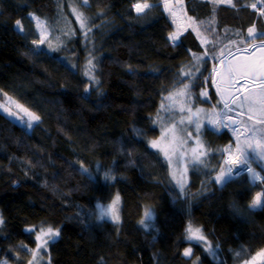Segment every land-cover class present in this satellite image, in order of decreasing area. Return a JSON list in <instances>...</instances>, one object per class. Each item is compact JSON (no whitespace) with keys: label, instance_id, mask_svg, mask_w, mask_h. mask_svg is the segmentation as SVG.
Masks as SVG:
<instances>
[{"label":"trees","instance_id":"obj_1","mask_svg":"<svg viewBox=\"0 0 264 264\" xmlns=\"http://www.w3.org/2000/svg\"><path fill=\"white\" fill-rule=\"evenodd\" d=\"M257 1L233 0V8L212 0H183L184 14L200 25L201 37L215 42L201 46L191 28L185 31L162 8V0H146L153 6L139 16L132 4L145 0L80 3L91 28L87 40L86 29L74 25L69 0H0V90L41 117L28 130L0 111V214L6 220L0 230V260L28 264L36 242L34 232L24 229L37 223L61 230L46 251L51 264H193L197 257L200 264H237L264 247V209L250 208L256 193H264V184L253 185L247 172L223 187L213 181L226 159L222 150L232 141L226 129L203 127L207 167L189 168L183 193L170 175L174 165L170 168L133 131L158 136L152 116L160 99L181 84L179 69L192 59L191 53L214 47L225 54L248 44V27L264 29V16L249 6ZM30 14L46 19L51 37H56L55 22L61 16L74 34L61 37L59 47L46 40L35 55ZM17 19L26 35L15 30ZM177 30L181 42L174 47L168 35ZM88 42L98 57L96 87L80 68ZM217 61L206 58L192 87L196 102L208 109L220 105L211 72ZM204 88L207 97L200 96ZM250 158L264 176V163L251 153ZM81 163L92 178L81 174ZM108 169L115 180L104 179ZM117 195L120 223L98 220L96 204ZM147 207L155 210V227L145 230L139 221ZM189 222L203 229L213 247L219 245L217 259L202 245L184 240ZM187 246L193 248L191 258L182 256Z\"/></svg>","mask_w":264,"mask_h":264},{"label":"snow or ice","instance_id":"obj_2","mask_svg":"<svg viewBox=\"0 0 264 264\" xmlns=\"http://www.w3.org/2000/svg\"><path fill=\"white\" fill-rule=\"evenodd\" d=\"M83 3H87V0H83ZM214 4H223L226 3L231 7L235 8L236 4L233 3V0H212ZM153 5L145 2L140 3L136 2L132 4V8L135 10L137 15L139 16L142 13H145L146 9H150ZM253 9L257 8L256 4L249 5ZM73 13L76 15V19L80 24V28L84 31L85 40L88 39V34L91 32V28L88 27V17L84 16L83 13L78 12L76 8H73ZM259 13L261 16H264V8L259 9ZM31 15V14H30ZM190 23L188 28H191L192 31L197 32V36L199 38L200 32L199 28L200 25L196 23V21L192 18H189ZM203 22H201L202 24ZM39 27V22H38ZM15 30L19 34L26 35L21 20L17 19L14 24ZM188 29L185 28V31ZM205 31H214V29L206 28ZM74 33L69 32L66 33L69 37ZM259 35L261 37L258 43L249 42L247 49L245 51H251L255 53L259 51L261 53L258 60L248 57L245 58L243 62L233 63L230 60H225V54L223 50L219 53L215 51L213 47L212 51H209L205 48L203 54L191 53L192 59L195 61L194 67L196 69V73L200 72V65L201 63H206V58H211L213 60H218L219 64L222 67L217 68L215 65L213 66L212 73L216 78H219L222 82L226 81L229 85V88L232 87L233 84L236 83L234 77H243L245 79V84L242 88L243 95H240L241 89L237 88L235 93L228 92L229 100L231 101V106L228 100L224 99V95H221V99L224 102V110L220 113L215 111L211 112L209 115V123L212 125H222L223 127L232 128L234 134L240 132L238 126L241 124H245L246 130L242 133L245 137L243 140L241 139V134L236 135V143L235 148L231 146L226 147L222 151L227 153L226 159L221 164L217 174L213 177V181L223 187L227 182L231 181L235 178L236 175H239V170L241 166L247 171L250 176L251 182L253 185H256L257 182L260 184H264V176L256 171L255 168L252 167V161L250 159L249 153L253 154L257 160L264 162V31L257 33V29L255 25L249 27L247 29V37L251 38L252 41L255 40L256 36ZM182 33L180 31H173L169 33L168 40L172 44V46H179L181 42ZM241 43H245L244 40L240 41ZM46 43V38L43 35V29L41 30V35L38 40H33L32 45L34 48L32 49L35 55H40L42 49L40 48L41 45ZM201 45H215L214 41H210L207 39H201ZM235 43V42H233ZM49 48H52V45L49 43ZM53 51L57 49H52ZM191 51V50H189ZM97 58L89 53L88 58L86 59V66L84 69V76H86L89 80V83L96 87L99 85L100 81L96 76V61ZM71 68H75L74 65L70 66ZM131 72L132 69L129 68ZM193 73L192 71H184L181 70L178 73V76L181 77V83H183L184 79H188L189 83H184L183 88L179 89L175 93H170L167 97H163V100L169 101V104L161 103L160 109L157 111V116L153 120L154 124H161L162 125V132H161V140H169V147L167 149L161 148L160 144L157 141H150V146L154 149H157L159 152H162L164 155L165 160L167 161L169 167L171 168L172 165L175 163L176 165H180L184 162L185 158L187 157V151L181 150L184 149L188 143V140L192 139V134L185 132L184 129H178L176 124H173L170 128L163 127V121L160 116L161 111H167L171 107H179L180 112L187 111L188 115V123L194 124L197 137H199L201 123L199 122L197 113H199V109H197V113H192L191 108H186V105L191 102V92L190 89L193 86V81L198 79L199 77ZM202 75V73H200ZM206 80L208 78H205ZM216 79H213V83H216ZM254 85V86H253ZM217 91L220 92V88L217 87ZM85 93L90 94V88L86 87L84 89ZM102 94V93H101ZM7 95L6 93L4 94ZM207 91H202L200 96L207 97ZM178 100H182L183 103H177ZM247 105V120L252 121L250 127H247L245 121L231 119L229 117L228 122L226 123L223 119H213V117H227L228 113L234 111L235 109H240L239 115H245L244 107ZM17 108L20 109L23 113L27 115V119L24 116L19 115L17 112L10 111L8 108H4V111L7 113L9 117H13L16 119L17 122H23V125L31 130L34 126H38L41 123V117L34 112H31L29 109L24 108L22 105L17 104ZM193 117H197L193 119ZM180 125L185 123L184 118L178 122ZM137 135H142V130L140 129H133ZM183 132L184 136H177V132ZM186 137V138H185ZM196 146L192 147L190 150L191 156L187 157L190 159V164H184V167H176L170 172L171 178L175 181L176 185L179 186L180 193H183L186 186V176L188 167H195L197 165H201L207 167L205 162V158L210 154L208 150L204 148L202 142L197 138ZM122 151H124L122 149ZM131 155L130 153H128ZM175 158V159H174ZM31 167V164H29ZM80 172L82 175H87L89 178H92V171L85 167L82 163L80 164ZM100 169L98 168L97 171ZM264 171V168L261 169ZM104 179L108 180H115L116 177L112 174V170L108 169L104 172ZM119 195L113 199L111 204L108 205H97V209L99 210V218L104 219L108 218L115 224L120 223V215L118 209L119 203ZM250 208L252 210L255 209H264V193L258 192L253 197ZM155 210L152 207H147L144 210L143 218L139 221V224L145 229L148 230L149 228H154V220H155ZM6 220L2 214H0V230H2L3 226L5 225ZM36 225L32 227L25 228L24 231L28 234H32L33 232L36 233L35 235V242L36 248L31 250L32 260L28 261V264H37L40 257V253L45 251L48 248L49 242L54 243L61 235L60 228H53L51 226L39 227L37 231ZM119 235V233H117ZM184 240L186 242H195L197 245H202L204 251L209 253L212 258L215 260L217 259V254L219 250V245L217 244L215 247L208 241L207 237L204 235L203 229L201 227L194 226L191 222L188 223L185 229ZM21 247L27 250L26 245H21ZM239 256L240 253H237ZM182 256L185 258H191L193 256V248L187 247L183 250ZM257 256L264 258V249H262ZM255 259V258H253ZM0 264H8L7 260H0ZM48 264H51L50 260ZM101 264H103V260H101ZM193 264H200V258L197 257ZM247 264V262H246Z\"/></svg>","mask_w":264,"mask_h":264},{"label":"rangeland","instance_id":"obj_3","mask_svg":"<svg viewBox=\"0 0 264 264\" xmlns=\"http://www.w3.org/2000/svg\"><path fill=\"white\" fill-rule=\"evenodd\" d=\"M80 3H83V0H69V2H68V10H69V13H70L71 17L73 18L72 20L74 21V25H75V27H76L78 30H81V28H80V24H79V22H78L77 19H76V15H75V13H73V8H76L78 12H81V13H83L84 16H86L85 13L83 12V10L80 9V8H81V7H80ZM261 3H262V2H261ZM261 3H260V4H261ZM84 4H85V3H84ZM162 4H163L162 8H163L165 11L169 12L170 14H173V16L176 17V19H177V23H178L179 26H181L182 28H188V25H189V23H190V20H189V18H187V17L185 16V14H184V11H183V5H184L185 3L183 2V0H162ZM262 4L264 5V3H262ZM263 5H262V6H263ZM182 12H183V13H182ZM257 13L260 15L259 12H257ZM181 16H183L185 19H184L183 17H181ZM30 17H31L32 20H33L32 22H34V36H35L36 40H38V39L40 38L41 30L43 29V35L45 36L46 40H48V39L50 40V38H51V40H54V41H51L52 44L55 45V46H57V47H59V46L62 44V41H60V40H62L61 37H63L66 33L70 32V30H71V26L68 25V22H67L66 18L63 17V16L58 17V18H56L57 20H56V22H55V29H56V32H57L56 37H51L50 29H49V27H48V25H47V21H46L45 18H42V17L36 16L35 14H31ZM38 22H39V27H38ZM250 27H252V26H250ZM248 28H249V27H248ZM248 28H247V29H248ZM247 29H246V32H245V40H247L248 43H249V42H255V43H258V42L260 41L261 37H260L259 35H257L256 38H255V40L252 41L251 38H248V37H247ZM262 31H264V29L261 30V31L257 30V33L262 32ZM194 32H195V31H194ZM195 33H196V35H197V32H195ZM198 39H199V41H201V39H206V38H203V37H201V35H200ZM200 44H201V43H200ZM171 45H172V44H171ZM201 46H204V45H201ZM247 47H248V44L243 45V46H240L239 48H241V49H242V48H243V49H247ZM92 48H93V47H92V43L88 42V44H87V49L85 50V51H86V55H85L84 60L82 61V64H81V66H80L82 74L84 73V69H85V66H86V59L88 58L90 52H91L92 55H93L94 57H96L97 60H98V57H97V55L94 53V51H93ZM237 50H239L238 47H236V49L234 48V49H232V50L226 52V53H225V56H226V55H229V54H232V53H234V52L237 51ZM84 53H85V52H84ZM259 57H260V56H259ZM259 57H256V58H254V59L258 60ZM97 60L95 61V62H96V67H97L96 76H97V78L99 79V75H98V69H99V67H98V61H97ZM243 61H244V60H242L241 62H243ZM194 64H195V61H194L193 59H190L189 62L184 63V64L181 66V68L179 69V73L181 72L182 69H183L184 71H192L193 73H196V69H195V67H194ZM205 64H206V63H201V65H200V72H199V73H196L197 76H200V73L202 72L203 67H204ZM218 64H219V61H217L214 65L217 66ZM214 65H212V69H213V66H214ZM212 69H211V72H212ZM83 75H84V74H83ZM85 77H86V76H85ZM86 78H87V77H86ZM179 78H180V77H179ZM87 79H88V78H87ZM195 80H196V79H195ZM195 80L192 82V83H193V86H194V84H195ZM88 81H89V80H88ZM184 83H189V80L187 79V82H185V81L183 80V83H181L180 85H178V86L172 88V89H171L168 93H166L163 97H167L170 93H175V92H177L179 89L183 88V84H184ZM212 83H213V73H212ZM193 86H192V87H193ZM213 86H214V84H213ZM253 86H254V85H253ZM192 87H191V89H190V92H191V97H190L191 102H190L189 104L186 105V108H191V112H192V113H197V109L200 110L199 113H197V116H198L199 122L201 123V129H200L199 137H197V133H196L195 125H194V124H190V123H188V119H187V118H188L189 113H188L187 111H185V112L182 113V112L179 111V107L177 106V107H171V108H169V110H167V111H161V112H160V116H161V118H162V121H163V127H164V128H170L173 124H176L177 127H178V129H184L185 132H187V133H191V134H192V139L188 140V143H187V145L185 146L184 149H181V150L187 151V157H190V156H191V152L188 151V150H190L192 147H195V146H196L195 141H196L197 138H198V139L202 142V144H203V141H202V139H201V130L203 129L204 126H207V125H208V126H212V127H213V126H220V127H223L222 125H212V124L209 123V115H210L211 112L215 111V112H217V113H220V112H222V111L224 110V102H223L222 99H221V95H220V93L217 91V94L219 95V98H220V105H219L218 107L216 106V107H212V109H208V108H210V107H207V106H204V105L198 104V103L196 102V95H195L196 93L193 91V88H192ZM242 88H243V86H241V91H240V93H239L240 95H243V94H244L243 91H242ZM203 91H206L205 88L203 89ZM4 94H5V93L1 92V90H0V111L3 112L5 115H7V113L4 111V108H8L10 111L17 112L19 115L24 116L25 119H27V115H26L25 113H23L20 109L17 108V104L22 105L24 108H27V107H25V105H23L21 102L15 100L13 97H10V95H6V96H5ZM163 97H162V99H160L161 101L159 102V106H158L156 112L154 113V115L152 116V121H151L152 124L158 129V136L155 137V138H149V137H147L144 133L142 134V136H143L146 140H148L149 142H150V141H157V142L160 144V147H161V148H165V149H167V148L169 147V140L171 139V137H169V140H161L162 125L159 124V123H157V124H154V123H153V120H154V119L156 118V116H157V111H158V109H160V107H161V103L163 102V103H165L166 105L170 103L169 101H165V100H163ZM228 101H229V104H230V106H231V101H230V100H228ZM177 103H178V105H179V104L183 103V101H182V100H178ZM27 109H28V108H27ZM30 111H31V110H30ZM239 111H240V109H235L234 111L229 112L227 117H220V116H217V117H213V119H217V120H219V119H223V120L226 122V120H227L229 117H230V118H235L236 120L245 121L247 127H250L251 124H252V121H248V120H247V105H245V107H244L245 115H243V116L239 115V114H238ZM31 112H32V111H31ZM7 116H8V115H7ZM8 117H9V116H8ZM9 118H11V119L14 120L15 122H17L15 118H13V117H9ZM181 118H184V120H185V123H184L183 125H180V124L178 123V122L181 120ZM196 118H197V117H193V119H196ZM17 123L23 125V122H17ZM226 123H227V122H226ZM23 126H24V125H23ZM24 127H25V126H24ZM234 127H238V128L240 129V132L237 133V134H241V139L243 140L245 137L242 135V133L246 130V126H245V124H241V125L234 126ZM25 128H26V127H25ZM223 128L226 129L227 132L231 134L232 141H231V143H230L228 146H231L232 148H235L236 135H237V134H234V133H233L232 128H229V127H223ZM28 130H29V129H28ZM177 136H184V133L178 131V132H177ZM185 138H186V137H185ZM160 153H161V155L164 157L163 153H162V152H160ZM226 156H227V153H226ZM249 156H250V153H249ZM187 157L185 158L184 162H183L182 164H180V165H176V164L174 163V164H173V165H174V166H173V169H175L176 167H181V168H182V167H184V164H190L191 161H190V159H188ZM174 159H175V158H174ZM250 159H251V158H250ZM251 161H252V160H251ZM263 163H264V162H263ZM252 164H253V162H252ZM190 167H191V166L188 167V170H189ZM242 172H247V171H246L244 168H242V170L239 172V174L242 173ZM188 175H189V172L187 171L186 181H188ZM236 176H237V175H236ZM175 184H176V183H175ZM113 199H115V197H113ZM113 199H112V201H113ZM112 201H110V202L107 203V204H102V203H97V204H96V212H97V216H98V217H99V210L97 209V205H98V204H99V205H108V204H111ZM119 204H120V199H119V203H118V209H119ZM119 215H120V214H119ZM104 219L109 220L108 218H104ZM98 220H103V219L98 218ZM36 226H38V227H37V231H38L39 227H45V228L49 227V226L46 225L45 223H39V224L37 223ZM194 226H196V225H194ZM196 227H197V226H196ZM34 234L36 235L35 232H34ZM187 247H189V246H187ZM35 248H36V246H35ZM35 248H34V249H35ZM262 249H264V247L258 249L254 254L251 255V257H250L249 259H247V260H245V261L238 262L237 264H246V262H247V264H263V263H264V258H262V257H260V256H257V253H259ZM46 251H47V249H46L45 251H42V252L40 253V257H41L42 259H39V260L37 261V264H45V263H47L48 258H47V255H46ZM32 258H33V257H32ZM32 258H31V260H32ZM253 258H255V259H253ZM3 260H4V259H3ZM8 264H11V263L8 261Z\"/></svg>","mask_w":264,"mask_h":264},{"label":"bare ground","instance_id":"obj_4","mask_svg":"<svg viewBox=\"0 0 264 264\" xmlns=\"http://www.w3.org/2000/svg\"><path fill=\"white\" fill-rule=\"evenodd\" d=\"M261 55V53L259 51L252 53L251 51H245V49H239L237 51H235L232 54L226 55L224 58L225 60H230L233 63H238L241 62L242 60H244L245 58L248 57H252V58H256L259 57ZM217 68L222 67V65L218 64L216 66ZM234 80L236 81L235 84L232 85L231 88H229V85L226 81L222 82L219 78L216 79V84L217 86H219L220 88V95H224V99L225 100H229L228 97V92H232L235 93L237 91V88L241 89V86H244L245 84V79L243 77H234Z\"/></svg>","mask_w":264,"mask_h":264},{"label":"built area","instance_id":"obj_5","mask_svg":"<svg viewBox=\"0 0 264 264\" xmlns=\"http://www.w3.org/2000/svg\"><path fill=\"white\" fill-rule=\"evenodd\" d=\"M136 3V2H135ZM261 2H259V0L256 2V3H254V4H256L257 5V8L256 9H253L252 7H251V9H253V10H255V11H257V12H259V9H261V8H263V6H262V4H260ZM134 4V3H133ZM134 10V9H133ZM135 11V10H134ZM258 172V171H257Z\"/></svg>","mask_w":264,"mask_h":264},{"label":"water","instance_id":"obj_6","mask_svg":"<svg viewBox=\"0 0 264 264\" xmlns=\"http://www.w3.org/2000/svg\"><path fill=\"white\" fill-rule=\"evenodd\" d=\"M213 79H217L214 75H213ZM214 84V86L213 87H215L216 88V90H217V87H219V86H217V84L216 83H213ZM231 119H235V118H231ZM228 120H229V118L226 120V122H228ZM236 120V119H235ZM242 166H241V168H240V170H239V172L242 170Z\"/></svg>","mask_w":264,"mask_h":264}]
</instances>
